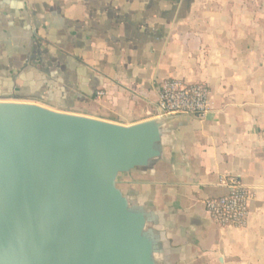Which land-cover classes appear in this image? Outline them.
Here are the masks:
<instances>
[{"label":"crops","instance_id":"1","mask_svg":"<svg viewBox=\"0 0 264 264\" xmlns=\"http://www.w3.org/2000/svg\"><path fill=\"white\" fill-rule=\"evenodd\" d=\"M168 78L210 86L212 110L167 115L162 160L119 187L161 215L172 264H264V0H0L15 101L133 125L160 117ZM229 177L252 194L240 227L205 208Z\"/></svg>","mask_w":264,"mask_h":264},{"label":"water","instance_id":"2","mask_svg":"<svg viewBox=\"0 0 264 264\" xmlns=\"http://www.w3.org/2000/svg\"><path fill=\"white\" fill-rule=\"evenodd\" d=\"M166 122L0 100V264H172L161 215L118 184L162 160Z\"/></svg>","mask_w":264,"mask_h":264},{"label":"built area","instance_id":"3","mask_svg":"<svg viewBox=\"0 0 264 264\" xmlns=\"http://www.w3.org/2000/svg\"><path fill=\"white\" fill-rule=\"evenodd\" d=\"M103 96V91L97 93L98 98ZM212 99V89L205 83L168 78L160 84L158 111L160 116L186 113L204 117L212 110ZM223 182L229 186V193L206 200V211L221 226H243L249 215L251 191L236 177L226 178Z\"/></svg>","mask_w":264,"mask_h":264},{"label":"rangeland","instance_id":"4","mask_svg":"<svg viewBox=\"0 0 264 264\" xmlns=\"http://www.w3.org/2000/svg\"><path fill=\"white\" fill-rule=\"evenodd\" d=\"M3 95V96H2ZM12 96V97H11ZM0 100H5V101H15L17 100L16 98H14V96L12 95V93L7 92L6 94L3 92H0ZM43 103V102H42Z\"/></svg>","mask_w":264,"mask_h":264},{"label":"trees","instance_id":"5","mask_svg":"<svg viewBox=\"0 0 264 264\" xmlns=\"http://www.w3.org/2000/svg\"><path fill=\"white\" fill-rule=\"evenodd\" d=\"M12 97V96H11Z\"/></svg>","mask_w":264,"mask_h":264}]
</instances>
